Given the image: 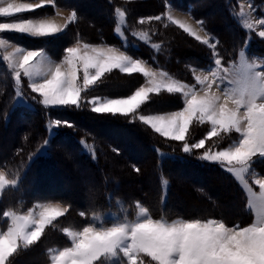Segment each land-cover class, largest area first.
<instances>
[{"label":"trees","instance_id":"1","mask_svg":"<svg viewBox=\"0 0 264 264\" xmlns=\"http://www.w3.org/2000/svg\"><path fill=\"white\" fill-rule=\"evenodd\" d=\"M237 1L215 0L212 3L218 6L219 14L208 17L203 14L201 3L197 0H53L56 7L75 10L78 14L76 21L64 33L53 37L30 38L20 34L13 41L28 49L43 50L57 61L62 60L64 49L77 40L106 44L125 51L133 58L142 59L154 69L167 72L183 83L193 85L190 69L210 67L211 51L167 21L164 15L166 5L189 13L194 20L205 22L207 33L218 41L217 51L225 65L237 59L247 37L252 38L247 47L249 55L264 51L263 42L255 41V34L248 35L241 27ZM249 1L253 6L264 7V0ZM84 5L96 7L98 20L91 19L90 12L82 11ZM117 9L124 12L121 36L115 32L121 22ZM35 13L53 12L52 7H43ZM156 15L161 16L160 21L149 19ZM141 18L143 23H140ZM141 33L148 34L147 43L139 39ZM152 45H159V48L155 49ZM256 45L259 49L253 50ZM143 83L144 78L140 74L127 75L113 70L82 95L88 99L93 96H126ZM21 91L28 105L15 104L14 86L0 53V170L17 181L15 187L6 188L0 195V230H6L8 220L3 213L7 211L23 213L38 203L57 202L69 208V212L48 226L36 245L18 251L11 258L12 264H49L54 250L71 246L64 234L65 228L82 230L83 226L90 223L96 225L97 221L110 226V215L116 218V222H132L139 206L147 207L154 218L164 217L169 222L181 218H216L229 224V214L226 216V211L219 210L223 208L219 204L221 198L215 200L210 191H206L209 183L219 187H224L225 183L224 188L231 192L230 195L224 192L227 198L234 199L235 206L241 208L240 213H235L236 218L244 219V201L241 199L240 205L236 201L240 196L236 184L219 165L197 159L202 150L185 154L181 142L168 141L148 127L138 126V123L130 124L128 118L92 113L87 103L80 110L62 107L45 109L33 100L36 94L24 82ZM145 106V113H163L180 110L183 105L178 94L162 93L153 95L151 103ZM56 119L70 122L73 127L63 124L55 127L48 139V126ZM109 127L117 128L124 134L134 133L136 141L144 148L142 157L131 159L127 154L128 146L122 145L118 139L103 138L100 131ZM204 130L206 126L191 128L189 142L203 138ZM226 138L224 136L223 141L217 144L212 143L214 150L226 147ZM45 141L47 148L41 155L39 149ZM185 170H191L207 181L198 184L194 180H184L179 172ZM127 176L132 180L125 185ZM65 181L69 185L75 184V196L61 191V184ZM180 187H187L193 192L189 202L200 205L201 210H177L183 198ZM83 199L87 203L79 204L78 201ZM184 202L185 206L189 205L185 197ZM81 212L84 216L80 215ZM249 220L245 225L249 224Z\"/></svg>","mask_w":264,"mask_h":264},{"label":"snow or ice","instance_id":"2","mask_svg":"<svg viewBox=\"0 0 264 264\" xmlns=\"http://www.w3.org/2000/svg\"><path fill=\"white\" fill-rule=\"evenodd\" d=\"M45 5L55 6L53 0H40L35 4L0 0V18L32 12ZM116 11L123 23L124 12ZM77 15L73 10L64 23L58 22L55 17L0 22V33L53 37L64 33L76 21ZM149 19L160 21L161 16ZM167 19L212 52L214 68L209 74H196L194 85L173 79L167 72L156 71L142 59L133 58L116 47L81 44L77 40L73 46L64 49L62 60L58 63L46 59L43 50L15 47L5 39H0V48H13L6 52L3 60L14 70L16 85H20L21 75L26 77L31 92L36 94L33 100L45 109L62 107L80 110L87 103L95 114L128 118L130 123L138 119L160 137L181 142L185 154L203 150L197 159L219 165L250 194L249 207L255 220L247 226H230L216 218H181L169 222L164 217L154 218L147 207H140V218L132 222H115L110 226L90 223L82 230L65 228L71 246L51 254V264H114L113 258L120 254L126 258L127 264H264V179L254 180L258 192L253 191L246 179L254 164L264 160V66L244 63V53L241 52L239 66L222 68L216 51L218 41L213 43L211 34L207 32L201 34L204 31L203 20L196 21L194 27L171 14L167 15ZM140 23H143V18ZM257 23L264 27V19L255 22L245 20L244 25L246 29L254 30ZM116 31L119 33V27ZM258 36L264 38V30L259 31ZM139 39L147 43L148 34L141 33ZM152 47L158 49L159 45ZM113 70L121 74H140L146 83L126 97L89 100L82 95ZM162 93L180 94L182 109L159 115L140 114L142 106L151 103L153 94ZM194 123L210 125V130L198 142L190 143L188 137ZM62 124L73 127L67 121H52L53 127ZM231 133L239 137L232 146L223 150L206 147V141L223 139ZM16 184L15 179L0 171V193ZM68 212L69 208L61 203H39L36 209L23 214L4 212L10 223L6 230H0V264H12L11 258L18 251L36 245L46 228ZM80 215L84 216V213Z\"/></svg>","mask_w":264,"mask_h":264},{"label":"rangeland","instance_id":"3","mask_svg":"<svg viewBox=\"0 0 264 264\" xmlns=\"http://www.w3.org/2000/svg\"><path fill=\"white\" fill-rule=\"evenodd\" d=\"M127 1H137V0H127ZM214 1L215 0H197V2L201 3V8H202V11L204 12L203 14H206L208 17L219 14V8H218V6L217 5H214L212 3ZM17 2H21V3H34L35 4V3H39L40 0H17ZM53 4H54V2H53ZM237 4H238V9H239L238 16H239V20H240V25L243 28V30H245L246 33H248V35H250L251 33L255 34L256 37H254V40L255 41H259V42L262 41L263 44H264V38H260L258 36V32L264 30V27H261L257 23V24H255L254 30H249V29H246V27L244 25L245 20H252V21L255 22V21H259L261 19H264V7H262V6H259V7L253 6L249 0H238L237 1ZM43 7H52V12L53 13H51V14H49V13L40 14L39 13L38 14V13H35V10H37V9H35L32 12L18 14L17 16H14V17H11V18H0V22H14V21H16L18 19H34V20H38V19H48V18L55 17L58 20V22L64 23V22H66V18L69 17L71 15V13H72V10L71 9H68V8H59V7H56V6H53V5H45ZM43 7H41V8H43ZM41 8H39V9H41ZM96 10H97L96 7H91V6H86V5H84L82 7V11L83 12H85V13L90 12L91 13V14L90 13H88V14L91 17V19H93V20H98V17H97V15L95 13ZM241 11H243V15H241ZM57 13H60V15L57 16L56 15ZM24 14H27V16L26 15L23 16ZM168 14H171L174 18H178V19H180L182 21L189 22L194 27L196 26L195 25V22L196 21H201L202 20V19H200V20L199 19L198 20L195 19L194 20L193 17L191 15H189V13L184 12L183 10L180 11V10L174 9L171 6L166 5V7H165V14H164L166 19H167V15ZM167 21L169 23H171V21H169L168 19H167ZM117 27H119V30L121 31L122 23L119 22L117 24ZM117 27H116V29H117ZM203 29H204V31L201 32L202 35L205 32H207L205 30L204 25H203ZM90 30L93 31V29H90ZM180 30H182V29H180ZM120 31H119V33H117V31L115 30L116 34L119 35V36H121ZM16 35H20V34H17V33H9V32L0 33V39L7 40L9 45H13L15 47H22V48H24L26 50H35L33 48L28 49V48L24 47L23 45L21 46V45L15 43V41H13V38H15ZM21 35H25L27 37L34 38V37H31V36L26 35V34H21ZM190 38H192L193 40H195L193 37H190ZM251 39L252 38L247 37V39L245 41V44H244V48L240 51V53L241 52L244 53L243 61L246 64L247 63H255V64L259 65V66H264V51L263 52H259V53L256 52V53H254L252 55H249L246 52L247 49H248L247 47L250 44V40ZM211 40H212L213 43H216L217 42L216 38H214L212 36H211ZM195 42L197 44H199L201 47L209 49L207 46L201 44L200 42H198L196 40H195ZM80 43L83 44V42H80ZM89 44H91L93 46H108L106 44H93V43H89ZM73 45H71V46H73ZM217 45H218V43H217ZM108 47H113V46H108ZM258 49H259L258 48V45H256V47L253 48V50H258ZM12 50H13L12 47L0 48L1 61L3 62L4 67H5L6 71H7V74L9 76V78L11 79V82H12V84L14 86L15 104L28 105V102L23 98L22 91H21L23 82L26 84V87H28V89L30 90L28 79L26 77H23V75H21V83H20L19 86H17L16 83H15V72H14V70L9 66V64H8L7 61L3 60V56L6 54V52H9V51H12ZM37 51H39V50H37ZM216 51H217V48H216ZM240 53H239V55H238V57H237V59L235 61H232V62H229V63L227 62V64H225V65H223L222 64L223 62H222L221 63V67L223 68V67L239 66L240 63H241ZM211 55H212V52H211ZM45 56H46V59H51L52 62H55V63L60 62V61H57V60H54V59L50 58L47 54H45ZM218 58H220V57H218ZM211 61H212L211 62V66L208 67V68H206V69H202V68H198V67H196V68L192 67L190 69L192 78L194 79V76L196 74H200L201 72H203L204 74H209L210 70L212 68H214V60H213V57L212 56H211ZM147 66H150V65L147 64ZM193 69H195V72L193 71ZM154 70L161 71V70H157V69H154ZM257 70H260V69L258 68ZM114 71H118V70H114ZM127 75H129V74H127ZM221 75H224V74L221 73ZM169 76L171 78L175 79L173 76H171V75H169ZM180 82H182V81H180ZM144 83H146L145 80H144ZM224 83H226V81ZM221 86L223 87V84ZM93 87H95V86H93ZM197 88H199V86H197ZM130 94H128V95H130ZM153 95H155V94H153ZM178 95L180 96V99L182 101V99H183L182 96L180 94H178ZM126 96L111 97V98H120V97H126ZM92 98H97V97L96 96L95 97L93 96L90 99H92ZM58 108H61V107H58ZM146 109H147V106H145V107L142 106V108L140 110V114H143V115H159V114H167V113H169V112H163V113H145L144 110H146ZM101 115H107V114H101ZM134 123H136V124L138 123L137 125L140 126V127H143V128L147 127V126L143 125L142 122H140L138 119H135L130 124H134ZM205 126H206V130H204L205 133H203V135L205 136L206 133L210 130V125H207V124L200 125V124L194 123L191 126V128L192 129H200V128L202 129V128H205ZM54 128L55 127H53L52 124L48 126V139L52 136ZM116 129L117 128L109 127V128H106V129L100 131V133L103 136V138H105V139H114V140H117L118 139L119 142H121L122 145L128 146L127 154H128V156L131 159L142 157V155H143V149L144 148H143V146L139 142L136 141V135L134 133H126V134L120 133L119 130H116ZM149 130H151V129L149 128ZM226 137H227L226 140H227V143H228V145L226 144L227 145L226 147L232 146V144L238 142V139H239L238 134H236V133L228 134ZM189 140H191V139H189ZM198 140L195 141V142H198ZM221 140L222 139L213 138V140L209 141V143H207V141H206V147L212 146L213 145L212 143L217 144V143L221 142ZM176 143H179V142H176ZM226 147H224V148H226ZM46 148H47V144L44 143L43 146L39 149V154H41V155L44 154ZM224 148H222L221 150H223ZM202 154H203V150H202ZM0 171H3V170H0ZM225 173H227V172L225 171ZM227 174L230 176L231 180L236 184L235 188L240 191V193H239L240 196H238V199H236V201H238V204H239V201H241V199L244 201V206L242 208V212H243L244 219L240 220V219H238L239 217L236 218L235 213L236 212L240 213L241 212V210H240L241 208H240V206H237V207L235 206L234 199H228L227 198V195L224 192H228L229 195L231 194V192H229V189L228 188H224L225 187V183H223V186L224 187H219V186H216V185H213V184L209 183L208 186H206L207 187V190L206 189L205 190L207 192L210 191V194L213 196V199L218 200V199L221 198L220 199L221 200V203H219V204L223 208H219V210H220V212L222 210H223V212L226 211L225 212L226 213L225 214L226 216H228V214H229V216H228L229 217V219H228L229 220V224L228 225L234 226V225H237L238 222H240L238 225H240V226H247L250 223L254 222V220H255V215L252 213V211H251V209L249 207L250 194L247 191H245L244 189H242V187L240 186L239 182L230 173H227ZM179 175L182 176V178L184 180H194L198 184L207 181V179H205L204 177L201 178L200 175H198L197 173H194L191 170H185L182 173L179 172ZM257 178L264 179V160H258L254 164L253 169L250 170L249 175L246 176V179H248L249 185L253 188V191H257L258 192V186L254 184V180L257 179ZM131 180H132V178L130 176H127V178L124 181L125 182V185L129 184V182ZM212 180L215 182V180L213 178H212ZM146 181H148V183H149V179H146ZM61 187L63 188V190H61L62 192L70 193V196H75L76 193L73 192V190L75 189V184H70L69 185V183H67L65 181V182H62ZM8 188H11V187H8ZM149 188H150V185H149ZM179 190H180V193L183 196V198H182V200H180V202L182 204L181 205H177V210L178 211H181V212H186V211L187 212L188 211H190V212L191 211L192 212H196L197 210H201L202 207L200 205H196L195 203L190 204L191 202H189V200H190L189 196L193 192H190L191 190L189 188H187V187L186 188L180 187ZM0 195H1V193H0ZM184 197H185V201L186 202L188 201V203H189V205L186 204L187 206H185V204H183ZM47 203H57V202H47ZM78 203L81 204V205H85L87 203V200L86 199L79 200ZM38 204H35L32 209H36V207H37ZM62 206L63 207H66L64 205H62ZM140 207H143V206H139L137 208V210H136L137 213H136L135 220L138 219V218H140L139 217V208ZM23 213H25V212H23ZM23 213H21V214H23ZM109 217L112 220V223H115L117 221L116 218H114L113 216L110 215ZM249 218L251 219V220H249V224H246L245 225V223L248 221ZM235 221H236V223H235ZM8 223H10V221H8ZM96 225L97 226H101V223L97 221ZM64 234H65V232H64ZM68 240L71 243L70 238H68ZM54 251L57 252L59 250H54ZM113 260H114V264L115 263L127 264L126 258H124L122 256V254H120L116 258H113Z\"/></svg>","mask_w":264,"mask_h":264},{"label":"crops","instance_id":"4","mask_svg":"<svg viewBox=\"0 0 264 264\" xmlns=\"http://www.w3.org/2000/svg\"><path fill=\"white\" fill-rule=\"evenodd\" d=\"M25 213H26V212H25ZM70 244H71V243H70ZM54 252H56V251H54ZM54 252H53V253H54ZM49 264H51V261H50V263H49Z\"/></svg>","mask_w":264,"mask_h":264}]
</instances>
